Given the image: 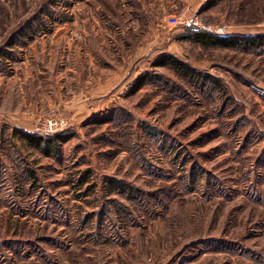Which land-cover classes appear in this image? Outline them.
<instances>
[{
	"label": "rangeland",
	"instance_id": "obj_1",
	"mask_svg": "<svg viewBox=\"0 0 264 264\" xmlns=\"http://www.w3.org/2000/svg\"><path fill=\"white\" fill-rule=\"evenodd\" d=\"M196 32L264 0H0V264H264V46Z\"/></svg>",
	"mask_w": 264,
	"mask_h": 264
},
{
	"label": "trees",
	"instance_id": "obj_2",
	"mask_svg": "<svg viewBox=\"0 0 264 264\" xmlns=\"http://www.w3.org/2000/svg\"><path fill=\"white\" fill-rule=\"evenodd\" d=\"M190 41L205 47L217 46L224 48H235V49H251L260 48L264 46V38H220L216 35L209 34L206 32L192 33ZM171 62L172 66L180 69L183 68L178 62L174 61L173 58H168V64Z\"/></svg>",
	"mask_w": 264,
	"mask_h": 264
},
{
	"label": "built area",
	"instance_id": "obj_3",
	"mask_svg": "<svg viewBox=\"0 0 264 264\" xmlns=\"http://www.w3.org/2000/svg\"><path fill=\"white\" fill-rule=\"evenodd\" d=\"M55 126V125H54ZM52 128V127H51ZM51 128H50V130H51Z\"/></svg>",
	"mask_w": 264,
	"mask_h": 264
}]
</instances>
